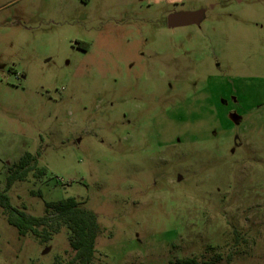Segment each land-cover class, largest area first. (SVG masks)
Returning <instances> with one entry per match:
<instances>
[{
  "label": "rangeland",
  "instance_id": "rangeland-1",
  "mask_svg": "<svg viewBox=\"0 0 264 264\" xmlns=\"http://www.w3.org/2000/svg\"><path fill=\"white\" fill-rule=\"evenodd\" d=\"M26 152L11 205L83 202L93 264H264V0H0V191ZM69 233L0 207V264H67Z\"/></svg>",
  "mask_w": 264,
  "mask_h": 264
},
{
  "label": "trees",
  "instance_id": "trees-1",
  "mask_svg": "<svg viewBox=\"0 0 264 264\" xmlns=\"http://www.w3.org/2000/svg\"><path fill=\"white\" fill-rule=\"evenodd\" d=\"M31 172L39 178L47 174V169L39 166L38 157L31 152H26L9 168L5 190L0 191V207L8 223L17 229L20 237L32 235L41 242L50 241L61 231L62 226H66L70 232L69 244L75 252L67 264H93L100 225L96 213L83 207V202L74 197L47 201L42 216L28 213L25 207L11 205L9 189L15 182L27 180ZM54 264H60L58 259ZM168 264H216V262L213 260L199 262L194 258H182L171 260Z\"/></svg>",
  "mask_w": 264,
  "mask_h": 264
},
{
  "label": "water",
  "instance_id": "water-1",
  "mask_svg": "<svg viewBox=\"0 0 264 264\" xmlns=\"http://www.w3.org/2000/svg\"><path fill=\"white\" fill-rule=\"evenodd\" d=\"M204 15V10H185L181 12L171 13L167 17V24L170 28L186 26L190 24H199ZM181 178L180 175L178 177Z\"/></svg>",
  "mask_w": 264,
  "mask_h": 264
},
{
  "label": "flooded vegetation",
  "instance_id": "flooded-vegetation-1",
  "mask_svg": "<svg viewBox=\"0 0 264 264\" xmlns=\"http://www.w3.org/2000/svg\"><path fill=\"white\" fill-rule=\"evenodd\" d=\"M175 4H176V2H175ZM181 11H185V10H177V9H173V10H171L170 12H168V13H176V12H181Z\"/></svg>",
  "mask_w": 264,
  "mask_h": 264
}]
</instances>
